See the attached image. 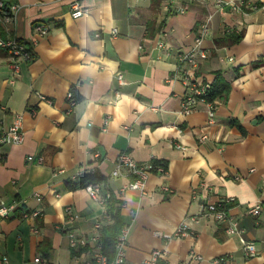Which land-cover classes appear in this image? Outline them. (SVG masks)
Masks as SVG:
<instances>
[{
  "label": "crops",
  "instance_id": "obj_1",
  "mask_svg": "<svg viewBox=\"0 0 264 264\" xmlns=\"http://www.w3.org/2000/svg\"><path fill=\"white\" fill-rule=\"evenodd\" d=\"M10 1L19 10L13 25L0 19V38L34 41V58L10 84L8 55L0 49V131L19 113L24 133L21 145L0 147V198L12 208L0 219V264L81 263L84 255L69 247L66 232L90 236L104 209L83 187L70 191L65 183L90 169L120 202L126 264H142L153 249L165 251L163 264L189 261L192 254L202 260L191 264L220 257H229L228 264H264V0H224L222 6L78 0V18L71 16L72 0ZM206 20V57L195 75L211 84L218 72L229 92L216 102L215 124L200 142L208 107L198 103L182 113L186 89L177 56L194 46ZM33 25L49 31L37 35ZM72 90L76 100L69 106ZM120 153L139 164H162L165 173H151L142 192L122 190L133 177L125 169L111 175ZM203 200L225 202L240 232L227 235L226 221L205 217L193 226L195 234L168 238L199 213ZM255 205L257 215L250 213ZM67 206L78 214L71 224ZM36 208L41 215L20 218ZM241 239L254 244L255 255L243 252Z\"/></svg>",
  "mask_w": 264,
  "mask_h": 264
},
{
  "label": "built area",
  "instance_id": "obj_2",
  "mask_svg": "<svg viewBox=\"0 0 264 264\" xmlns=\"http://www.w3.org/2000/svg\"><path fill=\"white\" fill-rule=\"evenodd\" d=\"M215 5L222 6L226 3L224 0H212ZM243 0H239L240 4ZM232 6L236 7L237 3L232 2ZM19 10V5L11 2L10 0H0V19L3 24L13 25L15 16ZM182 12V11H181ZM82 15L80 9V3L78 0H72L71 2V16L73 18H78ZM33 30L37 35L43 36L48 33L49 28L45 25H33ZM209 33L208 20L201 23L198 34L194 39V46L188 51L178 54V72L181 78V82L186 89L185 97L182 101V113L189 114L193 111L194 107L198 103H203L208 107L209 119L207 124L201 128L202 132L197 136L200 142H205L208 140V135L206 130L211 125L215 124L214 119V106L216 102H208L206 100V94L209 91L211 84L207 81L201 79V77L196 76L195 72L198 67L200 60L206 57L205 51L201 48L202 39ZM95 36H98L97 34ZM33 42H24L15 38L2 39L0 38V49L6 51L8 55V67L11 71V76L9 83L13 84L16 80L21 78V64L29 63L33 60ZM162 47V44L158 45ZM119 81H122L120 74L117 75ZM39 99L50 103L45 97L39 95ZM67 103L69 106L75 104V99L73 98L72 91H69L66 96ZM34 114V111H31ZM14 120L11 125L0 131V147L4 146H18L24 141V133L22 131V117L21 114L15 113ZM178 148L182 149L180 145ZM94 158L98 157V154L93 155ZM28 160H32V157H28ZM41 162V159H39ZM125 169L129 175L133 177L122 190H136L139 192L143 191L144 183L148 176L155 172L164 174V167L161 165H156L153 163L139 164L135 162L127 153H120L115 161V168L111 172L112 176H119L121 170ZM92 173V170H81L77 176L83 173ZM83 189L88 193L89 197L98 203L103 209L104 213L100 218H96L93 223L92 233L90 236H79L72 230H67L68 244L71 249L84 255L80 264H126L125 259V245L127 240V228L121 229L120 234L114 243V254L111 257L105 255L102 251L101 233L100 229L102 227V222L104 219H109L106 212V206L108 200L111 197L110 192L107 189H103L98 182H88L83 186ZM164 191H169L167 187H163ZM170 192V191H169ZM37 201L41 198L38 194H35ZM221 202L208 203L206 201H201L199 204V213L197 215L188 217L184 219L179 226L176 228L174 233L168 238H185L188 235L194 233L193 226L200 223L202 218L211 217L218 223L227 222L228 226L226 228L227 235H236L240 231L236 227V223L229 219L226 214V210L220 207ZM11 206L8 205L4 200L0 198V219L7 218L11 212ZM40 208H36L30 212H23L20 216L22 220L29 219L31 217H36L41 215ZM260 206L255 205L250 213L253 215L259 214ZM64 213L66 215L67 223H74L78 219V214L73 212L70 206L64 208ZM37 230L33 229V233ZM195 234V233H194ZM158 236V233H155ZM243 252L247 256L255 255V246L252 242L241 239ZM165 251L159 249H153L147 256V258L142 262V264H163L165 259ZM202 257L198 254H192L189 261H181L179 264H191L192 262H201ZM229 257H220L211 259L209 264H228ZM40 257L34 259L35 263L40 262Z\"/></svg>",
  "mask_w": 264,
  "mask_h": 264
},
{
  "label": "trees",
  "instance_id": "obj_3",
  "mask_svg": "<svg viewBox=\"0 0 264 264\" xmlns=\"http://www.w3.org/2000/svg\"><path fill=\"white\" fill-rule=\"evenodd\" d=\"M148 30V28H147ZM239 36H235L232 38L231 43L239 40ZM229 92V84L223 80L220 73H215V80L211 83V87L206 94V100L208 102H217L219 100H223L227 97ZM73 93V90H72ZM76 95L73 93V98L76 100ZM156 164V163H154ZM161 165L162 164H156ZM164 167V166H163ZM165 168V167H164ZM133 180V178L131 179ZM101 179L96 175H92L91 173H83L76 177L73 181H67L65 186L70 191L82 188L88 182H99ZM227 204L225 202H221L220 207L225 209ZM106 212L109 216V219H104L102 222V227L100 229L101 233V242H102V251L108 257L113 256L114 254V243L120 231L125 226L121 220L120 215V202L115 198L110 197L108 200V204L106 206Z\"/></svg>",
  "mask_w": 264,
  "mask_h": 264
}]
</instances>
